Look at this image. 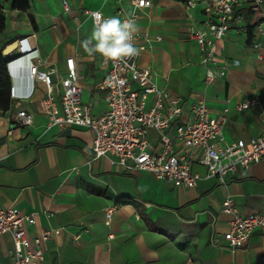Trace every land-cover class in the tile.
Listing matches in <instances>:
<instances>
[{
    "label": "crops",
    "instance_id": "1",
    "mask_svg": "<svg viewBox=\"0 0 264 264\" xmlns=\"http://www.w3.org/2000/svg\"><path fill=\"white\" fill-rule=\"evenodd\" d=\"M151 1V6L137 10V25L140 32L162 39L142 54L140 64L151 68L158 83L186 104L205 100L211 116L230 107L225 130L229 140H249L263 133L264 35L259 49L251 46L257 31L250 16L245 13L218 43L221 55L239 64L206 82L199 45L189 37L193 28L203 25L202 6L188 8L185 0ZM68 2L70 11L62 0H46L43 9L31 0L29 9L11 4L0 33L5 39L1 50L27 38L31 49H38L41 68L54 67L58 74L66 71V59L74 56L82 76V99L98 116L107 108L99 82L108 69L98 53L89 56L81 46L92 29V18L84 9H101L109 17L119 16V6L129 12L133 6L130 0ZM23 14L34 16L36 27ZM29 59L22 58L14 68L12 84L19 91L30 84ZM46 94L47 86L40 82L32 98L19 105L14 98L9 110H0V205L13 206L21 214L38 212L37 222L27 225L31 238L44 228H65L47 242L41 264H187L188 257L195 264H264V231L255 230L244 247L230 249L224 234L233 215L222 211L223 202L231 197L243 215L264 213V159L238 170L226 183L204 177L195 188L176 186L149 172L113 164L111 155L95 157L93 134L83 126L49 127L39 104ZM247 100L253 102L248 108L235 110ZM20 108L33 113V125L16 124ZM194 170L207 173L199 164ZM114 204L118 207L107 225L105 212ZM13 263V240L6 233L0 237V264Z\"/></svg>",
    "mask_w": 264,
    "mask_h": 264
},
{
    "label": "built area",
    "instance_id": "2",
    "mask_svg": "<svg viewBox=\"0 0 264 264\" xmlns=\"http://www.w3.org/2000/svg\"><path fill=\"white\" fill-rule=\"evenodd\" d=\"M130 2L133 6L131 12L124 6L117 9L122 20L134 14L137 21V10L152 4L151 0ZM62 3L66 11L71 10L68 0H62ZM185 4L188 8L202 6L203 9V25L193 28L189 37L199 45L206 82L225 76L232 66L239 64L238 60L224 58L218 50V43L231 28L243 21L245 13L257 31L251 39V46L261 47L259 38L264 35V0H186ZM95 12L106 18L101 9H84L91 18ZM161 39V36L139 31L135 37L137 47L143 49L139 56L119 62L106 61L101 56V64L108 71L99 82V88L104 93L107 108L98 116L92 114L91 107L82 99V76L78 73L74 56L66 59V71L58 74L54 67L41 68L44 62L38 49H31L27 38L17 40V47L7 55V67L15 68L22 58L29 56L27 76L30 84L25 91H19L12 84V100L17 98L19 105L20 101L33 97L38 83H45L47 94L39 104L48 118L49 127L83 126L93 134L91 147L95 157L111 155L113 164L130 171L149 172L157 179L171 181L176 186L195 188L204 177H216L226 183L238 170H248L263 160L264 131L249 140H229L225 130L232 112L230 107L224 108L216 117L211 116L205 100L186 104L183 98L158 83L151 68L140 64L142 54ZM258 57L263 59L262 54ZM252 103V100H247L238 104L235 110L246 109ZM16 120L18 125L31 126L34 115L20 108ZM196 164L207 168L205 176L194 170ZM117 207L118 204H114L106 209L107 225L111 223ZM222 211L233 215L224 234L226 247L230 249L244 247L255 230L264 231V213L243 215L231 197L223 202ZM47 214L53 215L49 211ZM37 215L38 212L21 214L13 206L0 205V237L6 233L12 236L13 264H41L45 260L47 242L65 230L63 226L44 228L39 236L31 238L27 225L35 224ZM84 231L88 232V229ZM74 237L79 239L81 233ZM109 237L114 236L111 234ZM187 264L195 263L188 257Z\"/></svg>",
    "mask_w": 264,
    "mask_h": 264
},
{
    "label": "clouds",
    "instance_id": "3",
    "mask_svg": "<svg viewBox=\"0 0 264 264\" xmlns=\"http://www.w3.org/2000/svg\"><path fill=\"white\" fill-rule=\"evenodd\" d=\"M138 32L134 14L122 20L119 16L104 18L102 13L95 12L92 14L91 32L81 41V46L89 56L98 53L106 61H124L139 56L143 51L136 45ZM8 70L13 81L14 68Z\"/></svg>",
    "mask_w": 264,
    "mask_h": 264
},
{
    "label": "trees",
    "instance_id": "4",
    "mask_svg": "<svg viewBox=\"0 0 264 264\" xmlns=\"http://www.w3.org/2000/svg\"><path fill=\"white\" fill-rule=\"evenodd\" d=\"M186 1V0H185ZM22 3V4H21ZM24 5V6H23ZM29 6L28 0H13V8H27ZM5 28V18L0 19V33ZM9 57L0 50V110L7 111L12 105L11 87L12 78L9 73L7 63Z\"/></svg>",
    "mask_w": 264,
    "mask_h": 264
},
{
    "label": "rangeland",
    "instance_id": "5",
    "mask_svg": "<svg viewBox=\"0 0 264 264\" xmlns=\"http://www.w3.org/2000/svg\"><path fill=\"white\" fill-rule=\"evenodd\" d=\"M31 1L34 4V6H35V2L37 3L35 6L36 8L40 7L42 9H43L42 5H44V3L46 2V0H31ZM11 4H12V0H0V19L5 16V13H7V10L11 9ZM27 8L29 9V6ZM27 8H22V9H27ZM20 15H22V13H20ZM23 15L28 16V18H30L34 27H36L34 16H32L31 14H27V15L23 14ZM4 45H5V39L0 36V50L4 47Z\"/></svg>",
    "mask_w": 264,
    "mask_h": 264
},
{
    "label": "water",
    "instance_id": "6",
    "mask_svg": "<svg viewBox=\"0 0 264 264\" xmlns=\"http://www.w3.org/2000/svg\"><path fill=\"white\" fill-rule=\"evenodd\" d=\"M17 47V43L14 42L12 44H10L9 46L5 47L3 50V53L5 55H8L10 52H12L15 48Z\"/></svg>",
    "mask_w": 264,
    "mask_h": 264
}]
</instances>
